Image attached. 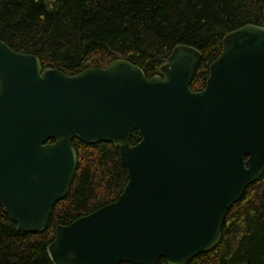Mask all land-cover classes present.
<instances>
[{"label":"water","instance_id":"obj_1","mask_svg":"<svg viewBox=\"0 0 264 264\" xmlns=\"http://www.w3.org/2000/svg\"><path fill=\"white\" fill-rule=\"evenodd\" d=\"M201 55L177 44L151 77L121 56L69 75L0 40V205L16 229H46L76 170L73 139L110 141L127 173L115 200L55 226L53 264H186L220 242L264 172V26L226 32L192 90Z\"/></svg>","mask_w":264,"mask_h":264},{"label":"trees","instance_id":"obj_2","mask_svg":"<svg viewBox=\"0 0 264 264\" xmlns=\"http://www.w3.org/2000/svg\"><path fill=\"white\" fill-rule=\"evenodd\" d=\"M246 23L264 26L256 0H0V40L35 54L43 67L76 74L117 56L147 77L177 44L201 51L190 83L204 85L222 36ZM139 140L134 129L130 144ZM77 165L68 193L51 208L41 232H22L0 205V264H53L46 246L54 228L117 198L127 182L110 141L72 140ZM221 240L186 264H264V172L226 212ZM120 264H131L123 262ZM157 264H166L163 258Z\"/></svg>","mask_w":264,"mask_h":264},{"label":"flooded vegetation","instance_id":"obj_3","mask_svg":"<svg viewBox=\"0 0 264 264\" xmlns=\"http://www.w3.org/2000/svg\"><path fill=\"white\" fill-rule=\"evenodd\" d=\"M204 86V85H203ZM203 86H201L200 88H198L197 90H200V89H202L203 88Z\"/></svg>","mask_w":264,"mask_h":264}]
</instances>
